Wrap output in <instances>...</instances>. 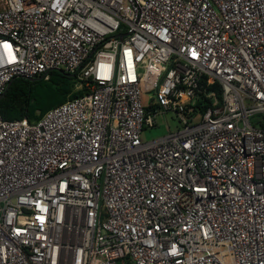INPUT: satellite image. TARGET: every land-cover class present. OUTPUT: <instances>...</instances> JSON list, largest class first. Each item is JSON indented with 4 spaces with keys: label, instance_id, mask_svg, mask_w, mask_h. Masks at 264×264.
Masks as SVG:
<instances>
[{
    "label": "built area",
    "instance_id": "built-area-1",
    "mask_svg": "<svg viewBox=\"0 0 264 264\" xmlns=\"http://www.w3.org/2000/svg\"><path fill=\"white\" fill-rule=\"evenodd\" d=\"M53 71L87 93L0 116V264H264V0H0V96Z\"/></svg>",
    "mask_w": 264,
    "mask_h": 264
},
{
    "label": "trees",
    "instance_id": "trees-1",
    "mask_svg": "<svg viewBox=\"0 0 264 264\" xmlns=\"http://www.w3.org/2000/svg\"><path fill=\"white\" fill-rule=\"evenodd\" d=\"M76 79L53 71L48 80L15 78L0 98V116L3 120L27 119L36 122L50 109L87 93L84 86L75 90ZM206 101H199V112L205 111Z\"/></svg>",
    "mask_w": 264,
    "mask_h": 264
},
{
    "label": "rangeland",
    "instance_id": "rangeland-1",
    "mask_svg": "<svg viewBox=\"0 0 264 264\" xmlns=\"http://www.w3.org/2000/svg\"><path fill=\"white\" fill-rule=\"evenodd\" d=\"M177 128H179V125L177 124L175 115L167 114L165 118L162 116L159 117L157 119V128H153L144 132L141 136V139L142 141H151L165 136L168 133H172Z\"/></svg>",
    "mask_w": 264,
    "mask_h": 264
},
{
    "label": "water",
    "instance_id": "water-1",
    "mask_svg": "<svg viewBox=\"0 0 264 264\" xmlns=\"http://www.w3.org/2000/svg\"><path fill=\"white\" fill-rule=\"evenodd\" d=\"M10 84H11V82L7 85V88L10 86ZM7 88H6V90H7ZM3 95H4V94H2V95L0 96V98H2Z\"/></svg>",
    "mask_w": 264,
    "mask_h": 264
}]
</instances>
